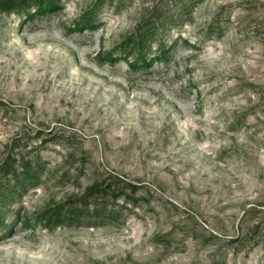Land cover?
Here are the masks:
<instances>
[{
    "label": "rangeland",
    "instance_id": "rangeland-1",
    "mask_svg": "<svg viewBox=\"0 0 264 264\" xmlns=\"http://www.w3.org/2000/svg\"><path fill=\"white\" fill-rule=\"evenodd\" d=\"M6 1L0 264H264V0Z\"/></svg>",
    "mask_w": 264,
    "mask_h": 264
},
{
    "label": "trees",
    "instance_id": "trees-1",
    "mask_svg": "<svg viewBox=\"0 0 264 264\" xmlns=\"http://www.w3.org/2000/svg\"><path fill=\"white\" fill-rule=\"evenodd\" d=\"M5 3H6V5H9V4H11L12 2H11L10 0H9V1L7 0ZM21 4H22V3H21ZM21 7H22V5H21Z\"/></svg>",
    "mask_w": 264,
    "mask_h": 264
}]
</instances>
